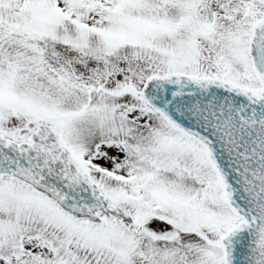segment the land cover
Wrapping results in <instances>:
<instances>
[{"label":"rangeland","instance_id":"obj_1","mask_svg":"<svg viewBox=\"0 0 264 264\" xmlns=\"http://www.w3.org/2000/svg\"><path fill=\"white\" fill-rule=\"evenodd\" d=\"M114 1L0 0V30L43 40L42 52L68 60L64 67L73 53L80 56L73 80L84 84L85 94L73 104L46 98L31 82L37 73L32 62L11 58L20 45L10 47L14 53L1 45L0 133L9 136L30 120L48 118L112 204L137 223L77 221L26 185L0 178V264L68 262L69 253V262L225 264L222 235L239 218L224 201L205 148L129 88L140 90L150 75L166 73L261 87L248 46L264 0H213L212 13L200 10L197 17L157 0L160 8L150 18L124 15L129 1L116 7ZM73 7L80 9L72 14Z\"/></svg>","mask_w":264,"mask_h":264},{"label":"water","instance_id":"obj_2","mask_svg":"<svg viewBox=\"0 0 264 264\" xmlns=\"http://www.w3.org/2000/svg\"><path fill=\"white\" fill-rule=\"evenodd\" d=\"M254 70L264 76V19L250 39ZM134 94L206 148L224 198L241 221L222 236L226 264H264V87L254 91L217 78L153 76ZM16 142L0 134V177L10 176L88 223L133 218L103 194L56 126L33 120Z\"/></svg>","mask_w":264,"mask_h":264},{"label":"trees","instance_id":"obj_3","mask_svg":"<svg viewBox=\"0 0 264 264\" xmlns=\"http://www.w3.org/2000/svg\"><path fill=\"white\" fill-rule=\"evenodd\" d=\"M118 1L119 0H115V3L117 4ZM136 1L138 0H129V4L126 5V11H129L142 18L150 17L155 13L157 15L158 9L160 8V5L157 8L155 6L157 0H143L141 3L132 4ZM157 2H161L162 4L166 2L169 6H174V8L183 7L186 12L192 14L194 17L201 15L200 10H203L208 15L212 13L211 9L213 0H158ZM189 5H193V7L186 8ZM95 8L96 7H93V9L90 10H86L82 14L84 15V17L82 16V19L80 21H83L87 17V15L90 14L91 10H94ZM165 8L166 5L164 9ZM79 9L73 7L70 9V12L73 14L75 11H79ZM150 10H152V12H150ZM6 34L9 33H7V31H2V33H0V35L3 37L2 39H0V47L1 45L8 46L6 47V49L10 53H14L12 52V49L10 47L13 48L20 45V47H18L16 50L17 52L11 55L15 58L11 56L10 57L14 59V61L29 60V62H32V64L36 67L37 73L35 74V76H31V82L32 84L42 86L43 94L46 98L50 95L51 97L59 100L62 104L77 103L78 100L85 98V94L84 92H82L84 84L81 83V81L73 80V74L75 72L78 73V70L76 69H78L81 65V58L79 55L73 53V55L69 59V61L71 62L70 66L64 67L68 63V60H64L63 57L51 59L48 53L44 54L42 52V47H45L46 45V42H44L43 40L39 38L11 36L10 34L9 38H5L4 36H7ZM18 49L20 50L18 51ZM20 55H23L24 59L20 58ZM70 68L73 72L71 70H68ZM83 80L88 82L89 78H84ZM119 185L122 189L125 184ZM171 233H174V231ZM159 235L161 236L162 234ZM175 238L177 237H171L170 239L173 240ZM64 252L65 251L63 250L60 254ZM104 256L106 258H104ZM68 257L70 258L69 254ZM102 259L108 261L109 256L107 254H103ZM23 264H56V262H23ZM59 264H128V262H60Z\"/></svg>","mask_w":264,"mask_h":264}]
</instances>
